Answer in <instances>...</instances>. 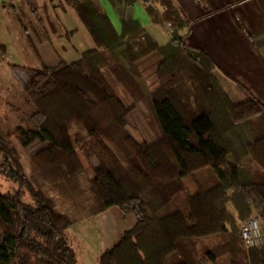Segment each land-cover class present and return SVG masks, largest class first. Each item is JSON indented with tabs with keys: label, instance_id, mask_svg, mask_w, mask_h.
Listing matches in <instances>:
<instances>
[{
	"label": "trees",
	"instance_id": "16d2710c",
	"mask_svg": "<svg viewBox=\"0 0 264 264\" xmlns=\"http://www.w3.org/2000/svg\"><path fill=\"white\" fill-rule=\"evenodd\" d=\"M64 1L95 48L71 63L31 69L22 90L34 111L0 132L1 172L17 185L3 195L0 264H78L66 235L74 218L26 174L12 138L22 147L37 144L34 167L65 181L83 169L80 150L94 173L87 215L111 206L134 214L133 227L99 264H201L199 240L212 236L220 243L206 251L211 260L223 248L233 254L239 242L246 252L230 264H264V243L246 248L237 225L251 214L264 221V107L252 97L230 101L212 59L185 44L189 20L173 0L143 3L152 22L171 28L165 45L137 21L125 20L117 32L95 0ZM5 53L0 45V63ZM153 54L160 57L159 84L149 90L138 65ZM127 125L142 134L141 143ZM185 176L198 194L185 193Z\"/></svg>",
	"mask_w": 264,
	"mask_h": 264
},
{
	"label": "crops",
	"instance_id": "0c3cea01",
	"mask_svg": "<svg viewBox=\"0 0 264 264\" xmlns=\"http://www.w3.org/2000/svg\"><path fill=\"white\" fill-rule=\"evenodd\" d=\"M95 1L117 32L121 31L125 20L137 21L159 45L170 40L168 25L152 22L139 1L129 5L125 0ZM173 1L189 20L185 44L202 49L212 59L216 66L214 76L230 101L238 104L252 97L264 107V0ZM5 2L8 0H0V45L6 47L0 66L5 64L9 67V63L25 66L21 63L22 58L35 59L39 64L37 68L41 65L56 66L65 60L55 51L50 53V44L52 40L63 43V33L71 37L62 47L67 52L71 49L79 54L77 59L84 51L95 48L89 33L85 40L78 41L75 33H69L77 31L68 24L69 18L76 22L78 28L79 24L80 29L85 26L79 18L76 20L75 10L64 0H14L12 8L2 7ZM14 48H18L21 59L12 56ZM159 59L158 54H153L145 60L153 67L142 68V74L153 73ZM145 82L149 90L158 85L156 82L151 86L148 76Z\"/></svg>",
	"mask_w": 264,
	"mask_h": 264
},
{
	"label": "rangeland",
	"instance_id": "374dc122",
	"mask_svg": "<svg viewBox=\"0 0 264 264\" xmlns=\"http://www.w3.org/2000/svg\"><path fill=\"white\" fill-rule=\"evenodd\" d=\"M75 13V12H74ZM76 20H79L77 15L74 14ZM79 22V21H78ZM69 25L75 30L69 33H75L76 41L85 40V36H89L87 30L83 27L80 29L74 20L69 18ZM71 36L67 33H63V43L57 40H52L50 44V53L55 51L62 59L67 63H71L79 57V54L71 51L64 50V42ZM0 39H2V33L0 32ZM14 45L16 46V41ZM52 45V46H51ZM63 46V47H62ZM54 55V54H53ZM12 56L21 59L22 56L18 55V48L12 50ZM4 60V59H3ZM22 65L9 63V67L5 64L0 66V132L6 133L8 130L14 128L15 125L20 124L21 121H27L28 116L33 113L34 107L29 103L23 93V84L28 79L30 70L32 68L39 67L35 59L21 60ZM149 67L146 62H140L138 69L142 79L145 81V77L151 80L150 85L154 86L159 79L156 72L148 73L144 77L142 74V68ZM154 79V82L152 81ZM146 83V82H145ZM27 124V122H26ZM152 126V124H151ZM126 130L133 138L139 143L142 142V134L130 125L126 126ZM12 143L16 147L19 153L20 161L24 167V170L34 184L40 187L48 196H50L56 204L59 211L69 214L74 218L73 224L66 231V235L76 253L78 264H99V257L107 249L111 248L118 242L125 230L133 227L135 224V216L132 212H123L118 206H111L104 212L97 215H87V208L90 206L92 198L89 193L88 179L94 176L93 170L89 163L83 158L80 150H77L81 164L83 166L82 171L78 173L74 179L69 181L57 178L56 175L46 174L44 175L38 171L32 164L33 149L37 146L34 144L30 147H22L21 144L12 138ZM94 165L98 164L97 160H93ZM4 168L3 158L0 153V211L5 219H8V214L4 208L3 195L7 192H12L17 188V185L5 175L1 170ZM208 174V173H206ZM209 182V175H204L203 179ZM185 193L193 196L199 193V186L191 176H185L182 178ZM24 200H29V197L25 194ZM231 209V208H230ZM251 216H256L251 214ZM264 227V221L260 218ZM241 221L237 222L238 229ZM220 243L218 236H212L207 239L199 240L198 243V259L201 264H230V261L234 258L239 259L245 254L238 242V246L234 248L233 254L230 251L222 249L217 254L215 260H211L206 251L214 252L213 248L216 244Z\"/></svg>",
	"mask_w": 264,
	"mask_h": 264
},
{
	"label": "built area",
	"instance_id": "2783aa9c",
	"mask_svg": "<svg viewBox=\"0 0 264 264\" xmlns=\"http://www.w3.org/2000/svg\"><path fill=\"white\" fill-rule=\"evenodd\" d=\"M140 3H152L154 0H138ZM164 10V6H159ZM169 27V26H168ZM171 31V28L169 27ZM241 241L246 248L260 246L264 243V227L257 216H250L239 225Z\"/></svg>",
	"mask_w": 264,
	"mask_h": 264
}]
</instances>
